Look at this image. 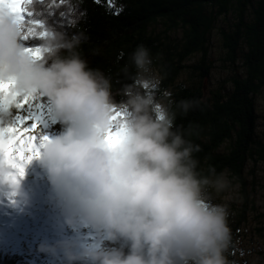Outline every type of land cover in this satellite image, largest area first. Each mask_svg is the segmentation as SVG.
<instances>
[{
    "label": "clouds",
    "instance_id": "9594fccd",
    "mask_svg": "<svg viewBox=\"0 0 264 264\" xmlns=\"http://www.w3.org/2000/svg\"><path fill=\"white\" fill-rule=\"evenodd\" d=\"M83 3L66 0V7ZM50 4L30 0L26 24L11 2L0 4V85H10L0 90V125L24 100L51 106L63 131L42 141V162L67 204L68 225L83 218L98 239L87 246L42 244L39 251L62 256L64 264H234L230 201L238 185L229 170L202 167L193 139L199 125L176 124L206 101H176L173 90L162 88L165 75L151 51L140 45L122 69L131 82L118 102L112 79L82 54L87 34L51 23ZM33 20L41 25L35 27L39 58L26 51ZM14 174L0 154V188L13 190L0 194H16L19 183L7 178ZM105 240L125 243L106 247Z\"/></svg>",
    "mask_w": 264,
    "mask_h": 264
},
{
    "label": "trees",
    "instance_id": "16d2710c",
    "mask_svg": "<svg viewBox=\"0 0 264 264\" xmlns=\"http://www.w3.org/2000/svg\"><path fill=\"white\" fill-rule=\"evenodd\" d=\"M49 8L51 23L87 34L82 54L90 67L112 79L118 102L122 99L119 90L131 82L122 69L140 45L151 51L154 65L165 75L162 88L173 90L176 101L205 100L202 109L178 117L177 127L200 126V136L193 139L202 149L197 154L202 167L229 170L242 185L248 202L246 169L253 163V176L255 166L264 162V143L257 141L256 111V98L264 95V0H84L78 8L66 7V0H51ZM230 14L236 15L237 21L231 31L222 33L225 61L232 66L242 61V74L233 77L231 91L207 92L204 81L213 68L209 59L211 35L219 19ZM160 24L165 27L163 32L156 31ZM179 30L180 39L170 36ZM28 43L36 47L38 38ZM195 55H200L199 62L188 66L186 62ZM189 68L198 72L199 86L178 83ZM228 142L229 150L222 152ZM246 210L245 206L238 225ZM124 243L104 241L106 247ZM0 264H64V260L53 263L32 258L28 252L0 241Z\"/></svg>",
    "mask_w": 264,
    "mask_h": 264
},
{
    "label": "rangeland",
    "instance_id": "374dc122",
    "mask_svg": "<svg viewBox=\"0 0 264 264\" xmlns=\"http://www.w3.org/2000/svg\"><path fill=\"white\" fill-rule=\"evenodd\" d=\"M236 15L230 14L227 17H221L217 23L216 29L211 35L210 39V53L209 59L213 64V68L209 78L205 79L206 91H217L223 90L224 93L231 91L233 88L232 79L234 76L242 74V61H239L236 66H232L229 61H225V49L223 47V32H229L232 30L237 19ZM165 27L160 24L156 27L157 32H163ZM170 36L175 39H180L182 32L176 31L171 32ZM200 55L193 56L190 60L186 62L188 66H195L199 62ZM154 67H156L154 65ZM157 68V67H156ZM158 69V68H157ZM159 70V69H158ZM178 83H184L187 85L199 86L200 78L198 72L193 68L185 70L179 77ZM38 110L47 115L50 119L53 118L54 112L51 106L45 101H37ZM256 111L258 114L257 122V141L264 143V95H260L256 98ZM23 117L27 116V121H33L35 119L34 110L30 111L24 108L21 111ZM52 117V118H51ZM15 116L12 114V119L7 125H0V129L7 130L13 127V121ZM63 131V126L54 121L51 122L50 131L45 133H39L42 140L45 137L55 138L60 135ZM33 134V133H32ZM38 134V135H39ZM38 137V136H37ZM230 143H226L221 151L227 152L229 150ZM253 163H249L246 173L248 176V184L246 188V193L249 195L248 202L246 203V195L243 192V187L240 183L234 182L238 185L237 190L233 193L232 200L230 201V227L234 235L233 248L230 249L228 255L229 258L234 262V264H264V162H260L255 166L254 175L251 176V170L253 169ZM249 173V175H248ZM221 202V201H216ZM247 207L245 219L242 223L238 225V220H240L241 213L244 207ZM22 220V219H21ZM53 220H55L53 218ZM48 224V223H47ZM52 224V223H50ZM91 230V229H90ZM89 231V230H87ZM86 231V232H87ZM84 233L79 235L82 240H77L75 235H68L66 239H63L59 235H54V240L52 244L59 241H73L81 244L82 246H87L94 244L98 236L91 230L90 237L89 233ZM4 231L0 227V238ZM10 237H8L7 246H16L19 250L23 252H28L30 257H41L44 261L57 263L58 261H63L61 257H52L43 254L39 251L42 244H49L46 241V236H39L37 227H31L26 225L24 221H21L18 226L10 232Z\"/></svg>",
    "mask_w": 264,
    "mask_h": 264
},
{
    "label": "bare ground",
    "instance_id": "6f19581e",
    "mask_svg": "<svg viewBox=\"0 0 264 264\" xmlns=\"http://www.w3.org/2000/svg\"><path fill=\"white\" fill-rule=\"evenodd\" d=\"M22 103V102H21ZM37 101H28L26 105H24L22 108H11V113L15 116V120L13 121V127H24V128H32L35 126V131L32 135L36 137V144L39 148L40 155L38 157H34L31 159L30 163L25 164V168L27 170H31L28 172L27 181H30L31 183V193L34 197V202L32 204V210L31 213L27 216H22L18 212V218L16 221L12 222L9 221L8 218L5 216L11 215L8 211L13 208L12 199H14V195H7V194H0V207L3 206V209L0 213V217L7 220L8 225H15L20 223V219L25 220V224L30 225L31 227H37V230L39 232V236H46V241L49 244H52V241L54 240V235H60V236H68V235H75L77 237V240H82V237L79 238V235H83L87 230L86 233L90 234V227L86 225V222L83 218L77 219V224L75 227H71L67 223V218L69 216V212L67 210V204L66 202L60 197L58 193L52 196V192L55 190L54 185L51 182L49 173L47 171V168L42 162L43 157V148H42V139L41 135L39 133L45 131L47 133L50 131L51 128V122L56 121L55 115H53V118L50 119L47 115H44L43 112L38 110ZM26 108L27 110H34L35 119L33 121H27V116L23 117L21 114V111ZM39 134V135H38ZM38 136V137H37ZM51 139V137H50ZM41 168V171L38 170V172H43L42 176L37 175V171H35L36 168ZM33 177V181H32ZM37 182V183H36ZM13 191L10 187L7 189L0 188V193ZM44 192V194H42ZM65 212L67 213V216L65 217ZM59 215L60 217H58ZM12 216V215H11ZM58 217V218H57ZM55 220H51V219ZM59 220L65 221V227L60 228L57 225V222ZM48 223V224H47ZM52 223V224H50ZM6 230V228L4 227ZM65 230V232H63ZM79 238V239H78Z\"/></svg>",
    "mask_w": 264,
    "mask_h": 264
},
{
    "label": "snow or ice",
    "instance_id": "6c2138e0",
    "mask_svg": "<svg viewBox=\"0 0 264 264\" xmlns=\"http://www.w3.org/2000/svg\"><path fill=\"white\" fill-rule=\"evenodd\" d=\"M5 2H11L14 5V11L17 14L18 22L26 24L29 21L27 17L31 13L27 12L26 5L30 3V0H0V4ZM34 25L30 28L25 35V41H30L37 36L35 27L41 26L38 21H31ZM26 51L31 53L36 58L40 56V50L33 46H28ZM10 85H0V90L9 88ZM28 103V100H24L17 105V108H22ZM35 131V126L32 128L24 127H10L7 130L0 129V154H3L5 162L15 169L14 175H9L7 178L14 184L18 185L19 179L25 174V164L30 163L31 159L40 155L39 148L36 144V137L32 135ZM118 136V134H117ZM117 136L110 137L111 139H117ZM47 137L44 141H47Z\"/></svg>",
    "mask_w": 264,
    "mask_h": 264
}]
</instances>
